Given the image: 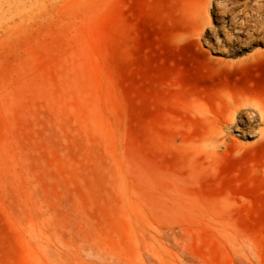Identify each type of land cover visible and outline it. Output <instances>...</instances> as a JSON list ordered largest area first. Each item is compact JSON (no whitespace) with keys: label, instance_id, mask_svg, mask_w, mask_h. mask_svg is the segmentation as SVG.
<instances>
[{"label":"rangeland","instance_id":"374dc122","mask_svg":"<svg viewBox=\"0 0 264 264\" xmlns=\"http://www.w3.org/2000/svg\"><path fill=\"white\" fill-rule=\"evenodd\" d=\"M5 4L0 264H264V0Z\"/></svg>","mask_w":264,"mask_h":264},{"label":"bare ground","instance_id":"6f19581e","mask_svg":"<svg viewBox=\"0 0 264 264\" xmlns=\"http://www.w3.org/2000/svg\"><path fill=\"white\" fill-rule=\"evenodd\" d=\"M4 5H6L5 4V0H0V28L3 26L4 19H5V8H4ZM31 9L33 10V8H31ZM27 12H28V10H27ZM29 12H31V11H29ZM244 106L245 105L241 104V103H235L234 105H232L230 107V110L228 111V114L226 116H224L223 118H220V120H219L220 128L221 129L222 128L223 129L230 128L232 123L235 121V118H236L235 116L241 115ZM255 116H258V118L264 123V108L263 107H258V109L254 113L252 112L250 115H248L245 118V125L246 126H250V124H252V120H254Z\"/></svg>","mask_w":264,"mask_h":264}]
</instances>
